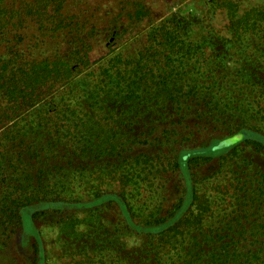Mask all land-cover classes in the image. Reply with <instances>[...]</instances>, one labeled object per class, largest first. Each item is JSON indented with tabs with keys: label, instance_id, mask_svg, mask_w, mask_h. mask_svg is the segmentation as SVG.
I'll use <instances>...</instances> for the list:
<instances>
[{
	"label": "trees",
	"instance_id": "trees-1",
	"mask_svg": "<svg viewBox=\"0 0 264 264\" xmlns=\"http://www.w3.org/2000/svg\"><path fill=\"white\" fill-rule=\"evenodd\" d=\"M87 2L0 0V264H45L37 224L81 244L70 264H264V224L255 222L264 218V172L254 158L225 175L195 174L228 150L252 149L264 161V125H248L264 102V6L238 15L235 0H206L204 16L176 11L90 64L100 24L84 17ZM130 6L101 29L116 38L120 18L149 17L146 0ZM216 13L225 16L220 29L208 22ZM26 24L41 43L67 48L28 63L18 52ZM248 92L256 111L243 105ZM203 133L208 147L188 148ZM224 140L218 154H197ZM140 145L160 151L132 157ZM174 178L171 190L127 192L138 179ZM77 214L95 217L94 226L78 229ZM128 236L140 244L129 247Z\"/></svg>",
	"mask_w": 264,
	"mask_h": 264
},
{
	"label": "rangeland",
	"instance_id": "rangeland-1",
	"mask_svg": "<svg viewBox=\"0 0 264 264\" xmlns=\"http://www.w3.org/2000/svg\"><path fill=\"white\" fill-rule=\"evenodd\" d=\"M30 1V0H28ZM237 1L239 5V12L238 15H241L243 12L251 9V8H259L261 6H264V0H235ZM130 3H127V0H88L86 7H83L82 10L85 11L84 17L89 19L88 22L91 21V23L94 24H100L96 27L97 37L95 38L96 41L92 43L91 47V53L89 54V62L90 64H96L101 58L105 57L110 50L114 48H122L123 46L132 44V42L138 38L139 35L143 34L147 29H149V25L156 24L163 20L164 18L170 16L172 13L176 11H182V13H188L193 14L196 16H204V13L206 12V0H146V6L147 10L149 12V17L141 20V21H129L128 19L120 18V24H118V35L116 38H113L110 36V31L105 32L101 28L105 27L106 24H108L113 18V16H116L118 13L124 14V11L127 9H131V3L133 0L129 1ZM7 1H4V4H6ZM126 4H128L126 6ZM74 7L76 5H73ZM70 12H74V8H71ZM209 24H211L212 27L215 29H220L222 26L226 24L225 16L221 13H216L210 21H208ZM117 28V25H115ZM108 30L114 29V25L110 24L107 27ZM20 37L22 38L21 43L18 45V52L23 54L25 56V59L28 61V63H32L34 61L38 62L44 59H53L57 56H54L56 52H60L62 49L67 48L66 41H62L60 39L56 38H48L44 40V43H41V39H35L38 37V32L35 30V28L30 25L26 24L22 31H20ZM113 40H112V39ZM41 43V44H40ZM5 54V49L1 46L0 47V55ZM26 54V55H25ZM256 93L250 94L249 92L246 93L245 99L244 97V103L243 105L249 108V111L252 110L256 111V105L252 102L255 99L254 95ZM263 100V98H262ZM26 108V107H25ZM25 108H22L21 111L25 110ZM259 116L260 120H255L254 118L249 121L250 126H258L259 128L263 127L264 125V102L259 104ZM165 125H161L160 127H163ZM177 133L180 135V138L184 136V131L181 130V128L176 127ZM209 135L203 134H195L192 138V141L189 144L188 148H197L199 146L205 145L206 148L208 147V142L210 141V138H208ZM217 136V135H215ZM220 136V135H219ZM222 139V137H218L217 139ZM232 142V141H231ZM230 142L228 140L221 141L219 144L212 145L210 148L205 150H199L197 154L205 156L210 155H216L219 151H221L223 148H225ZM187 147V146H186ZM165 150V149H164ZM157 151H160V148H151L150 146H144L140 145L137 147L132 148L131 156L137 157V156H144L148 157L149 159H153L154 157H157ZM163 154H159L160 161H163L164 158L167 156V151L161 150ZM229 151V150H228ZM227 151V152H228ZM236 151V150H235ZM223 153L219 157H215L211 159V162L209 165L204 166L202 169H196L195 174L200 175V181L201 178L204 177L209 178L211 177L216 171L219 169L221 171V175H225V171H228L229 169L233 170L235 169V165L239 164L240 159L253 157L255 164L258 165V168L264 172V161L262 158L255 156L253 154L252 149H245L244 151H236L232 152L230 154ZM226 155V156H225ZM220 158H223V160ZM167 159V158H166ZM219 159V160H218ZM224 163V166L222 167V164ZM164 165L167 164V161H164ZM229 168V169H228ZM227 176H230L229 174ZM177 177V176H176ZM176 178L172 179L171 183H167L165 186H162V183H160L158 180L152 181L149 179L148 181H142L138 179V182L136 185L134 184H127V192L133 194V195H140L144 196L147 195V191L151 190L153 188H157L161 192L162 187H165L167 189H173L172 183H175ZM149 182V183H148ZM201 186V185H200ZM202 187V186H201ZM105 190H110L116 188L114 184L105 185ZM198 189H200L199 186H197ZM199 194H204L203 190H200L198 192ZM209 193V192H208ZM181 194V187L179 185V188L177 190V193L175 195H171V200L168 205V207L171 206V204L175 203ZM166 198H169V194L167 192ZM236 208V207H235ZM197 214V211L195 212ZM242 215V214H241ZM244 217V215H242ZM108 220H110V216H107ZM76 221L75 223L78 226V229L84 230L87 227L94 226V223L96 221L95 217H88L86 214H77L75 217ZM254 219L250 218V221L252 222ZM78 221V222H77ZM113 221V220H112ZM255 222H257V225H263L264 224V218L263 219H256ZM38 233L40 236L41 243L44 248V261L45 264H70V262L66 260L68 258L67 254H70L76 250V248L81 245L78 243L77 246H74L70 239H68L64 232L62 233V230L57 226L56 224H50V225H39L37 224ZM247 229V227H246ZM257 229V228H256ZM259 235L264 234V229H258L257 230ZM17 240H19V237H17ZM126 243L129 247L132 246H138L139 240L134 236H128L126 239ZM264 241L263 238H260V241ZM16 242V239H15ZM30 242L27 240L25 242V248L24 251L26 256H29L30 254ZM66 254V255H65Z\"/></svg>",
	"mask_w": 264,
	"mask_h": 264
}]
</instances>
